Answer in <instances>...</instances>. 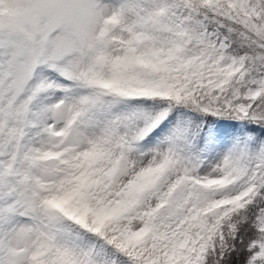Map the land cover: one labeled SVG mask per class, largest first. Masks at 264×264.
<instances>
[{
  "label": "snow or ice",
  "instance_id": "snow-or-ice-1",
  "mask_svg": "<svg viewBox=\"0 0 264 264\" xmlns=\"http://www.w3.org/2000/svg\"><path fill=\"white\" fill-rule=\"evenodd\" d=\"M0 264H264V0H0Z\"/></svg>",
  "mask_w": 264,
  "mask_h": 264
}]
</instances>
